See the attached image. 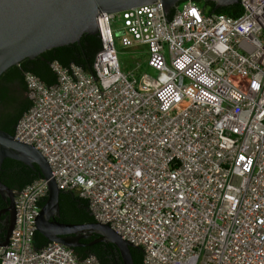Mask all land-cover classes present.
Returning <instances> with one entry per match:
<instances>
[{
	"label": "built area",
	"instance_id": "1",
	"mask_svg": "<svg viewBox=\"0 0 264 264\" xmlns=\"http://www.w3.org/2000/svg\"><path fill=\"white\" fill-rule=\"evenodd\" d=\"M238 3L236 17L193 0L100 11L91 71L53 60L50 85L24 73L13 137L145 264H264V0ZM116 42L144 46L152 72L122 67ZM47 191L41 176L16 193L0 264H98L34 246Z\"/></svg>",
	"mask_w": 264,
	"mask_h": 264
},
{
	"label": "water",
	"instance_id": "2",
	"mask_svg": "<svg viewBox=\"0 0 264 264\" xmlns=\"http://www.w3.org/2000/svg\"><path fill=\"white\" fill-rule=\"evenodd\" d=\"M155 0H0V74L23 58H34L43 51L79 42L84 33H97L96 14L100 11L116 12ZM164 14L181 0H160ZM215 6L236 3L239 0H211ZM6 157L36 164L40 175L47 180V196L36 216V231L49 242L62 243L70 248L96 241L111 242L119 250L123 264H133L130 242L123 239L108 224L95 222L67 223L59 216V193L48 162L33 145L16 140L0 129V163ZM0 194L8 199L10 223L1 245H6L13 227L14 191L0 180ZM92 233L98 237L89 243L79 240Z\"/></svg>",
	"mask_w": 264,
	"mask_h": 264
},
{
	"label": "trees",
	"instance_id": "3",
	"mask_svg": "<svg viewBox=\"0 0 264 264\" xmlns=\"http://www.w3.org/2000/svg\"><path fill=\"white\" fill-rule=\"evenodd\" d=\"M193 1L206 13L226 14L232 17H236L241 13V6L238 2L215 6V1L211 0ZM100 48L101 40L97 33H84L81 35L79 42L47 49L34 58H23L19 63L11 65L3 71L0 74V79L7 77L10 80L14 79L18 81L21 106L13 115L8 114L7 123L3 125L0 124L1 129L13 135L17 120L31 104L24 81L25 72L36 74L47 85H50L55 83L57 79L55 72L50 67V63L53 60L59 61L62 65L75 63L80 65L84 70L91 71L93 59ZM0 92L4 96L10 95L9 89L5 86H0ZM39 177H41V175L36 164L33 166L26 165L22 161L9 157L4 158L0 163V180L11 188L15 194L26 184ZM58 198L59 216L57 219L59 221L67 223L96 221L90 212L88 200L78 196L74 191L61 190ZM45 199L41 202V206ZM3 236L4 234L1 233L0 238L2 239ZM97 237L98 234L92 233L88 238H82L79 241L82 243H89ZM48 243L49 241L45 236L35 231L34 246L36 248L43 247ZM72 249L80 259L88 255H93L96 257L98 264H123L118 248L111 242L96 241L90 244L79 245ZM130 253L133 264H145L141 247L131 246Z\"/></svg>",
	"mask_w": 264,
	"mask_h": 264
},
{
	"label": "flooded vegetation",
	"instance_id": "4",
	"mask_svg": "<svg viewBox=\"0 0 264 264\" xmlns=\"http://www.w3.org/2000/svg\"><path fill=\"white\" fill-rule=\"evenodd\" d=\"M0 86H5L9 89V94L4 96L0 92V124L7 123L8 114H14L21 106L20 102V88L17 80H10L9 78L0 79ZM1 129V127H0ZM15 193V192H14ZM16 195V194H15ZM15 199V196H14ZM8 199L0 194V234H5L10 223V213L7 210Z\"/></svg>",
	"mask_w": 264,
	"mask_h": 264
},
{
	"label": "rangeland",
	"instance_id": "5",
	"mask_svg": "<svg viewBox=\"0 0 264 264\" xmlns=\"http://www.w3.org/2000/svg\"><path fill=\"white\" fill-rule=\"evenodd\" d=\"M115 46L118 51L119 60L122 62V67L133 69L134 63L139 61L142 64L144 71L152 72L151 69H148L145 65L144 46L124 47L118 42H116ZM123 63L126 65L123 66Z\"/></svg>",
	"mask_w": 264,
	"mask_h": 264
}]
</instances>
